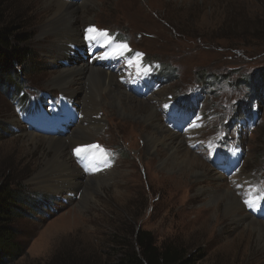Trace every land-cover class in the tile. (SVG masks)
Returning <instances> with one entry per match:
<instances>
[{"label":"rangeland","instance_id":"374dc122","mask_svg":"<svg viewBox=\"0 0 264 264\" xmlns=\"http://www.w3.org/2000/svg\"><path fill=\"white\" fill-rule=\"evenodd\" d=\"M90 1L84 21H77L84 45L86 29L92 26L118 32L119 41H129L140 56L98 53L101 66L115 75L121 91L144 102L155 99L151 102L157 104L164 131L181 136L212 178L224 176L221 188H234L252 175L254 180L247 181L246 188L241 185L237 194L244 211L264 224V93L256 100L249 81L235 84L264 76V0ZM57 11L48 0H0V32L14 29L31 37L23 48L30 51V64L16 69L7 91L0 84V182L24 188L32 200L27 209L31 214L15 224L23 252L11 264H117L124 251L136 245L139 231L149 232L158 244L182 246L187 257L201 258V264H264V247L251 228L232 230L235 224L227 221L223 201L196 198L200 188H219L217 182L203 178L190 190L189 182L200 169L183 170L184 179L183 168L173 162L164 168L167 156L153 159L144 135L124 122L126 115L119 110L102 115L101 133L83 138L99 145L105 155L95 149L80 159L74 149L71 152L86 176L111 167L114 177L101 186L96 200L82 202L80 190L67 198L34 182L52 154L45 143L33 144L23 132L65 138L80 119L79 103H67L49 85L65 62L53 63L50 40L42 41L39 29ZM75 52V58L65 61L95 58L87 56L84 46ZM155 69L160 73H153ZM162 73H172L173 78ZM22 90L24 97L18 96ZM189 100L194 109L175 108ZM249 102L248 115L246 107L239 106ZM33 104L37 109H30ZM14 116L18 124H13ZM57 121L59 126L47 133ZM223 144L232 155L224 163ZM246 199H254L257 210H250L243 203Z\"/></svg>","mask_w":264,"mask_h":264},{"label":"bare ground","instance_id":"6f19581e","mask_svg":"<svg viewBox=\"0 0 264 264\" xmlns=\"http://www.w3.org/2000/svg\"><path fill=\"white\" fill-rule=\"evenodd\" d=\"M48 2L50 5L58 6V11L40 27V39L42 41L50 40L52 46L48 49V54L53 63L57 60L65 62L57 68L59 74L49 81V85L58 89L67 103H79L80 106L77 107L80 119L76 128L65 138H46L34 135L32 132H23L33 144L45 143L52 154L51 159L44 161V167L34 178V182L37 185H43V188L52 191V193L64 192L67 194V198L73 197L80 190L82 191V202L96 200L95 194L102 192L101 186L114 177L111 167L107 169L108 171L105 170L106 172L98 173L96 176H86L75 165L71 152L76 146L89 144L86 143L87 140H91L101 133L105 119L102 118V115L109 111L118 112L117 110H119L126 115L122 120L132 125L135 131L140 130L144 135L145 147L149 153L153 154V159H162L161 157L167 156L162 162L164 168L168 163L173 162L174 165L183 168L180 176L184 179L186 173L183 170L200 169L194 176L195 180L189 182L190 190L197 188L203 178L209 182L216 181L219 188L213 186L206 189L200 188L196 198H207L215 204L223 201L224 215L227 221L232 225L235 224L232 230H237L239 226L251 228L258 238L259 246L264 247V224L257 222L255 218L244 211L241 198L238 197L239 193L237 194L241 185L246 188L247 181L254 180L252 175L244 177L245 179L242 180L243 183L245 182L244 184L241 182L234 184V188H221L224 187L225 177L212 178L210 170L203 169V163L201 164L200 160L184 147V139L181 136L170 130L164 131L157 104L151 102L155 99L144 102V100H137L124 90L121 91V86L116 81L115 75L110 71H105L106 69L101 66L102 60L99 56H95L92 62L80 59L75 62L65 61L73 59L74 54L77 53L75 51L85 47L82 38L83 29L78 27L77 21H84V10L87 4H91L92 1L86 0L84 4L69 3L68 0H48ZM86 26L88 27V25ZM136 117H140L139 120H136ZM135 120L136 122H134ZM12 121L13 124H18L17 117L14 116ZM83 138L87 140L84 141ZM202 211L208 212V209H202Z\"/></svg>","mask_w":264,"mask_h":264},{"label":"trees","instance_id":"16d2710c","mask_svg":"<svg viewBox=\"0 0 264 264\" xmlns=\"http://www.w3.org/2000/svg\"><path fill=\"white\" fill-rule=\"evenodd\" d=\"M17 32L14 29H6L0 32V84L3 82L6 91L9 86L8 80L11 77L14 78L16 69L30 64V51L23 48L30 44L31 37L18 35ZM160 71L159 69L157 72ZM162 75L170 80L173 78L172 73L170 75L162 73ZM261 75L254 78L246 77L240 81L241 84L236 81V87H240L243 82L249 81L252 98L260 100L264 93V76ZM21 93L23 95L24 90L18 93V96ZM9 96L12 97L13 95L9 94ZM24 96L25 94L22 97ZM186 102L185 106L180 107L178 105L176 108L181 112L195 108L190 100ZM242 104L246 107L245 111L249 115L252 111L250 102L241 103L239 107ZM241 108L243 109V107ZM242 109H240V113ZM31 202L30 195L25 192L24 188L18 186L14 189L7 183L0 182V264H11V261L14 262L20 258L23 247L15 224L22 215L31 214L27 211L32 206ZM135 243L136 245L130 250L124 251L117 264H201V258L187 257L182 246L167 242L158 244L152 235L146 231L137 232Z\"/></svg>","mask_w":264,"mask_h":264},{"label":"snow or ice","instance_id":"6c2138e0","mask_svg":"<svg viewBox=\"0 0 264 264\" xmlns=\"http://www.w3.org/2000/svg\"><path fill=\"white\" fill-rule=\"evenodd\" d=\"M100 30H98L97 28H95L94 26L92 27H88L86 29V39L88 41H96L97 37H96V33L99 32ZM102 35L104 37H107L108 36V33L105 31L102 33ZM109 43H111L109 41ZM119 49H123V50H127L128 49V45L127 44H123V45H119L118 46ZM138 56H140L141 54H137ZM165 108H168L169 105L165 104L164 106ZM95 149H100V146L97 145V144H87V145H82V146H78V147H75L74 148V155L80 159H84L86 158L87 156L91 155L92 154V151L95 150ZM100 151L102 152L103 150L100 149ZM239 187V185H238ZM243 203L250 209V210H257L256 209V204H255V200L254 199H246L243 201Z\"/></svg>","mask_w":264,"mask_h":264},{"label":"clouds","instance_id":"9594fccd","mask_svg":"<svg viewBox=\"0 0 264 264\" xmlns=\"http://www.w3.org/2000/svg\"><path fill=\"white\" fill-rule=\"evenodd\" d=\"M76 1H81V0H68V2H76ZM98 30H104V31H108V32H110V33H114L113 31L111 32L110 30H108V29H104V28H97ZM84 40H85V34H84ZM131 45V44H130ZM131 47H132V45H131ZM85 48H86V46H85ZM133 48V47H132ZM134 49V48H133ZM135 50V49H134ZM137 51V50H136ZM86 53H87V51H86ZM21 99V98H20ZM46 137H48V136H46Z\"/></svg>","mask_w":264,"mask_h":264},{"label":"water","instance_id":"95a60500","mask_svg":"<svg viewBox=\"0 0 264 264\" xmlns=\"http://www.w3.org/2000/svg\"><path fill=\"white\" fill-rule=\"evenodd\" d=\"M74 3V2H73Z\"/></svg>","mask_w":264,"mask_h":264}]
</instances>
